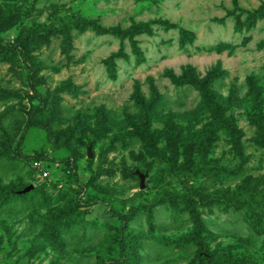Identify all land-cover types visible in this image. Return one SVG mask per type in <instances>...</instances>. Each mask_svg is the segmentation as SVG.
<instances>
[{"label": "rangeland", "instance_id": "obj_1", "mask_svg": "<svg viewBox=\"0 0 264 264\" xmlns=\"http://www.w3.org/2000/svg\"><path fill=\"white\" fill-rule=\"evenodd\" d=\"M261 218L264 0H0V264H264Z\"/></svg>", "mask_w": 264, "mask_h": 264}, {"label": "trees", "instance_id": "obj_2", "mask_svg": "<svg viewBox=\"0 0 264 264\" xmlns=\"http://www.w3.org/2000/svg\"><path fill=\"white\" fill-rule=\"evenodd\" d=\"M38 32H40V30H35L34 28H26L25 31L23 32L22 36H24V39L25 40H28L31 36L35 35ZM193 83L196 84V85L199 84L196 80ZM152 133H153V130L151 128H149L148 134L146 135L145 139H139V138H137L138 136H134L133 139H139V141H141V143L143 144V146L145 148H148V149L155 148V150H156V143L157 142L152 139V137H151V134ZM23 139H24V135L22 136L20 143H22ZM176 160H174V165H175V167L177 169H179L180 173L188 174L189 171H190V169H191V167H192V163H185V164H182L181 166H177V163H176L177 161ZM35 162H39V160H35ZM229 175H230V173H229ZM253 182H254V179H252V178L249 179V181L247 182L248 184L245 182L247 184L245 186V189H247L248 187H251V184ZM190 188H193V187H190ZM21 191L22 190H17V191L2 193L1 195L5 199L4 200V204L8 203L7 201L10 199V197L26 198L28 196V194L21 193ZM232 192L233 191L230 190V189L223 190L221 192V194H222L221 196L224 197L225 200L227 199V201L228 200H231L233 202V204H236V205L240 204V202H246V201L249 202V201H251L250 199H252L253 197H255V196L249 197V196L245 195V192L244 193L243 192H240L239 193L240 195L239 194L238 195H233L235 191L233 193ZM210 197L211 196H208L207 198H204V199H209ZM185 200L187 201L188 204H190L189 205L190 206L189 207V209H190L189 215H190L191 219L196 223L195 225L198 228L199 226H201V220L196 215V212H195L196 211V207H195V205H193L192 200L190 198H187L186 197ZM187 207L184 206V207L180 208V211H183V212L185 211L186 212L188 210ZM260 220L262 221V223H264V218H261ZM262 227H264V226H262ZM124 249H125L126 254L128 252L129 258H131L132 257V254H133V249H134L133 244H127V245H125V248L123 247V250Z\"/></svg>", "mask_w": 264, "mask_h": 264}, {"label": "water", "instance_id": "obj_3", "mask_svg": "<svg viewBox=\"0 0 264 264\" xmlns=\"http://www.w3.org/2000/svg\"><path fill=\"white\" fill-rule=\"evenodd\" d=\"M89 158H93V153H92V148H89V153H88ZM137 174L139 175L140 179H141V188H145V179H146V175L141 173L140 171H137ZM32 186L27 187L26 189L22 190L21 193H27L30 190H32Z\"/></svg>", "mask_w": 264, "mask_h": 264}, {"label": "built area", "instance_id": "obj_4", "mask_svg": "<svg viewBox=\"0 0 264 264\" xmlns=\"http://www.w3.org/2000/svg\"><path fill=\"white\" fill-rule=\"evenodd\" d=\"M39 166V162H35V167ZM43 177H48V172L44 171L43 172Z\"/></svg>", "mask_w": 264, "mask_h": 264}]
</instances>
